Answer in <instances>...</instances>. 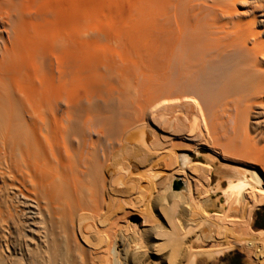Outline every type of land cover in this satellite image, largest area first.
I'll use <instances>...</instances> for the list:
<instances>
[{
	"label": "bare ground",
	"instance_id": "bare-ground-1",
	"mask_svg": "<svg viewBox=\"0 0 264 264\" xmlns=\"http://www.w3.org/2000/svg\"><path fill=\"white\" fill-rule=\"evenodd\" d=\"M101 1L0 0V264H158L199 224L264 264V0Z\"/></svg>",
	"mask_w": 264,
	"mask_h": 264
},
{
	"label": "rangeland",
	"instance_id": "rangeland-1",
	"mask_svg": "<svg viewBox=\"0 0 264 264\" xmlns=\"http://www.w3.org/2000/svg\"><path fill=\"white\" fill-rule=\"evenodd\" d=\"M52 1H56V0H52ZM98 4H102V1L101 0H77V9H73L69 5H66L65 7H66V11L77 12V16H82L87 13L88 6H91L90 8L92 10V9H95L96 8L95 6H97ZM136 135L137 134L134 135V138L136 137ZM204 153H206L205 148L199 149V152L197 153V155L195 152L188 151V157L192 161L198 160L200 162H204L202 158V154ZM125 155H127V153H125ZM129 159L133 160L132 158H129ZM159 163H157L158 166H156V171L159 170L160 172H162V175L164 174L163 176L167 175L169 170H171L173 167L171 166L172 164H170L171 169H169L167 167L168 164L166 167H164L165 163L163 164L162 162L161 164L160 161ZM162 175L160 174L157 177L158 178L163 177ZM212 175H211V179H212V184H213L214 176ZM178 177L179 176L172 178L171 183H170L171 187L168 192H171L172 190L177 191L173 189V182L176 179L180 180V182L183 184V187H185L181 178H178ZM142 183H143V185L141 184L142 186H144V184L146 185L147 180L142 179ZM156 194L158 195L159 192L154 193V196H157ZM218 196H220L219 192H217V194H213L212 198L213 197L215 198ZM136 200L137 199L134 198L132 194H129L128 192H126L122 195V199L119 200L118 203L117 202L115 203L116 205L117 204L122 205L127 211H133L132 209H130V206H132V204H135L137 202ZM222 200L223 199L220 198L219 202L221 203ZM157 206L160 207V205H157ZM157 206L154 203L153 204L149 203V208L151 210V213L154 215V218L159 223L160 221L161 222L164 221V219L162 215L160 214V211L158 210ZM126 223H127V228L129 229V231L131 232L133 230L136 231L140 229L141 219H139V217L135 213L131 212L127 215ZM251 226L254 230H264V206H261L258 209H255L253 211ZM190 228H191L190 229L191 231L184 238L185 243L180 242L182 238L179 237L177 230H176L177 232L175 231V233H170L167 229L165 233L166 235L157 239L156 243H159L161 248H163V251L159 252V258L157 259L158 264H189L190 263V255H189L190 253H192L191 255L194 254L195 256L194 262L192 264H254L252 261H250L246 257L245 253L239 249H233L228 252L225 251L223 253L224 255H217L215 257L214 256L209 257L207 255L209 251H212L216 247L215 243L213 242L212 228L209 229V227L205 226L204 224L193 225ZM182 231L184 230L182 229ZM187 245H189L190 248L188 249V252L186 253L185 248L183 246H187ZM170 250H173L174 253L171 256V258L168 260L167 254L170 252ZM151 262H156V261H151ZM114 263L112 262L111 264H114Z\"/></svg>",
	"mask_w": 264,
	"mask_h": 264
},
{
	"label": "water",
	"instance_id": "water-1",
	"mask_svg": "<svg viewBox=\"0 0 264 264\" xmlns=\"http://www.w3.org/2000/svg\"><path fill=\"white\" fill-rule=\"evenodd\" d=\"M184 187H183V184L180 182V180L176 179L174 180L173 182V189L175 190H182ZM206 210L207 211H213V210H216V208H213V207H206Z\"/></svg>",
	"mask_w": 264,
	"mask_h": 264
}]
</instances>
